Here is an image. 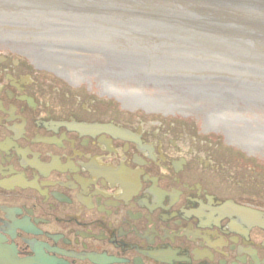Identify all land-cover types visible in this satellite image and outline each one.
I'll list each match as a JSON object with an SVG mask.
<instances>
[{"label":"flooded vegetation","instance_id":"obj_1","mask_svg":"<svg viewBox=\"0 0 264 264\" xmlns=\"http://www.w3.org/2000/svg\"><path fill=\"white\" fill-rule=\"evenodd\" d=\"M20 45L0 35V264H264V187Z\"/></svg>","mask_w":264,"mask_h":264},{"label":"water","instance_id":"obj_2","mask_svg":"<svg viewBox=\"0 0 264 264\" xmlns=\"http://www.w3.org/2000/svg\"><path fill=\"white\" fill-rule=\"evenodd\" d=\"M6 19L26 23L23 46L75 85L91 79L81 58L126 68L114 82L90 70L122 104L188 119L264 162V0H0ZM65 53L90 56L56 61ZM163 84L176 86L159 95Z\"/></svg>","mask_w":264,"mask_h":264},{"label":"rangeland","instance_id":"obj_3","mask_svg":"<svg viewBox=\"0 0 264 264\" xmlns=\"http://www.w3.org/2000/svg\"><path fill=\"white\" fill-rule=\"evenodd\" d=\"M42 71L48 78H54V81L57 79V76L50 70L47 69ZM62 81L64 85H68L66 81ZM72 85L75 84L73 83ZM60 89L66 88L62 87ZM101 102L114 107H119V105H121L112 98L111 102H108L106 99H102ZM159 115L165 119V122L174 123L177 130L188 135H186L187 138L195 139L194 143L198 148L201 149L202 147L201 150L204 152L203 156L206 158L210 156L213 160V171L221 175V180L228 181L229 185L232 186H243L256 189L264 187L263 161L231 147L204 127L188 119L166 113H159Z\"/></svg>","mask_w":264,"mask_h":264},{"label":"bare ground","instance_id":"obj_4","mask_svg":"<svg viewBox=\"0 0 264 264\" xmlns=\"http://www.w3.org/2000/svg\"><path fill=\"white\" fill-rule=\"evenodd\" d=\"M123 105H124V107H126V108H137V107L128 106V105H125V104H123Z\"/></svg>","mask_w":264,"mask_h":264}]
</instances>
